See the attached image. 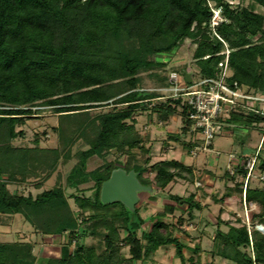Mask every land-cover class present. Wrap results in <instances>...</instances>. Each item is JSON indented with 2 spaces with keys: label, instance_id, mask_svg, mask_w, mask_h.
<instances>
[{
  "label": "trees",
  "instance_id": "obj_1",
  "mask_svg": "<svg viewBox=\"0 0 264 264\" xmlns=\"http://www.w3.org/2000/svg\"><path fill=\"white\" fill-rule=\"evenodd\" d=\"M258 7L264 10V0L246 4L233 0H0V217L20 215L34 231L67 239L59 244L56 257L46 258L36 255L30 241L0 242V264H136L152 260L156 250L166 245L174 246L181 264H215L213 259L202 262L199 245L180 240L173 233L174 223L164 219L176 204H183L192 221L193 210L202 209L194 192L186 197L169 194L174 204L164 203L145 229L136 205L130 209L120 201L102 203L100 187L117 168L133 170L139 182L150 188L164 189L177 179L194 181L193 167L176 159L149 164L148 156L131 162L134 149L149 151L135 127L136 111L150 108L164 122L172 115L180 116L183 132L191 126L183 96L145 89L140 74L160 66L150 55L170 52L189 39L195 66L189 71L171 70L184 79L190 72L192 83L186 84L216 79L222 70L219 62L227 56V85L234 88L235 82L251 95L264 92V12ZM213 9H219L221 17L215 25ZM168 75L158 78L160 83L152 88L169 87ZM36 106H49L58 116L55 147H41L37 140L33 146L12 143L20 132L17 126L37 114ZM106 106L111 108L103 110ZM219 121L248 127L264 122V110L256 100L253 109L233 106ZM76 141L83 148L75 151L77 161L62 183L34 195L16 189L29 179L30 186L42 187L59 159L70 158ZM110 150L127 156L124 163L104 160L90 167L92 158H103ZM239 168L245 179L244 162ZM263 170L260 154L244 188V201L259 208L248 219L257 218L262 225L264 187L248 183L253 177L264 180L260 178ZM145 173H151V178ZM236 191L243 195V186ZM231 192L226 188L222 198ZM68 197L82 219L70 208ZM178 221L185 219L180 216ZM87 237L99 239L98 244H87ZM211 239L214 256L235 264H264V233L248 228L244 221L235 225L216 216ZM122 245L127 246L128 256L121 253ZM185 249L190 251L188 256Z\"/></svg>",
  "mask_w": 264,
  "mask_h": 264
},
{
  "label": "rangeland",
  "instance_id": "obj_2",
  "mask_svg": "<svg viewBox=\"0 0 264 264\" xmlns=\"http://www.w3.org/2000/svg\"><path fill=\"white\" fill-rule=\"evenodd\" d=\"M243 2L247 0H233L234 3ZM258 11L264 12L260 7ZM219 9H213V15ZM220 16V13H219ZM193 45L189 39L183 40L180 44L174 47L170 52H163L160 54L150 55L151 59L158 60L160 66L153 70L143 71L140 74V85L149 90L160 83V79L169 73L171 70L189 71L194 67L192 60ZM181 84H186L182 75H179ZM243 92L242 89H240ZM261 100H258L259 109L264 110V92L256 94ZM154 100L150 102L153 105ZM254 101L249 104L254 106ZM111 106L103 107V110L110 109ZM37 114L33 117L25 118L24 123L17 126L20 131L18 136L12 141L14 145L18 146H33L35 140L41 147H55L58 145V137L56 126L58 124V116L52 111L49 106L34 107ZM97 108L96 111H100ZM149 113L151 119H149ZM226 114V113H225ZM226 116V115H225ZM135 119V127L141 131L144 147H149V151L144 153L143 150L134 149V157L131 162H142L144 158L150 157V163L162 159H176L185 164L191 165L194 169L195 179L193 182H187L177 179L170 182L164 189H159L152 186L149 190L139 192V200L135 204L139 208L140 215L145 219L142 227L147 229L150 225L151 218L159 211H162L164 203H172L169 201V194H177L181 197H186L189 193H195L196 199L200 202L204 209L193 210L195 219L190 221L185 213V205L176 204L173 213L166 215L165 220L174 223L175 229L173 233L185 243L190 246L199 245L200 257L202 262L213 259L215 264H235L230 260L224 259L220 256L211 254L213 249V242L211 236L215 230V217L220 216L229 223L238 225L245 222L248 228H256L259 221L255 218L253 221L249 218L250 212H258V206L253 202H246L243 200V195L237 194V187L241 188L244 185V178L239 171V163L244 164L257 156L262 154L264 157V122L256 123L248 127H234L222 125L219 132L212 140L211 151L197 149L193 151L194 145H199V135L190 131L183 132L182 120L180 116L172 115L167 122L159 119L156 112L150 108L147 110H138L133 114ZM176 136V138H175ZM201 141V140H200ZM83 148L81 141H76L71 156L69 159H59V162L50 176L42 183V187L35 188L30 186V179L28 184L20 186L16 189L23 193L31 192L33 195L40 192L44 188L63 182L64 177L71 166L77 161L76 150ZM192 149V153H191ZM259 151V152H258ZM127 156L110 150L104 154L103 158L94 157L91 159L90 167L95 168L101 165L104 160L116 161L124 163ZM236 159V160H234ZM241 159V161H240ZM95 162V163H94ZM237 167V168H236ZM146 177L152 176L151 173H145ZM40 178H32V182H36ZM252 187H264V180L253 177L249 183ZM231 188L230 195L224 196L226 188ZM13 190L15 187L10 186ZM70 190L66 191V194ZM90 191H86L89 194ZM216 199V200H215ZM68 202L72 211L75 212L79 219H82L78 211V207L73 202L72 198L68 197ZM210 206V208H208ZM210 213V214H209ZM183 217L184 222H179L178 218ZM85 217V215H83ZM239 219V222H237ZM208 220V221H207ZM241 220V222H240ZM190 221V222H189ZM212 222V223H211ZM210 223V224H209ZM264 226V225H263ZM223 230H226L225 225H220ZM257 229V228H256ZM262 234L263 230H259ZM38 233V234H37ZM123 237L124 232L120 230ZM141 230H138L140 236ZM199 238V239H198ZM66 237L59 241L48 238H41V234L33 230V227L25 222L20 215H15L10 218L0 217V242H23L30 241L34 244V252L39 257H56L58 253L53 246L66 242ZM87 244L99 242V239L87 237L85 238ZM199 243V244H198ZM74 245H71L73 248ZM121 253L128 256L127 246H121ZM184 254L188 256L189 250H184ZM42 260L40 263L44 262ZM136 264H181L179 259L174 255V246H161L153 255V260L138 261Z\"/></svg>",
  "mask_w": 264,
  "mask_h": 264
},
{
  "label": "built area",
  "instance_id": "obj_3",
  "mask_svg": "<svg viewBox=\"0 0 264 264\" xmlns=\"http://www.w3.org/2000/svg\"><path fill=\"white\" fill-rule=\"evenodd\" d=\"M214 14L215 15L212 16V25L217 24L221 20L219 11H214ZM219 66L222 67V70L216 79L202 78L193 84L182 85L179 74L175 71H170L168 75L169 87L149 89L170 91L172 96H183L185 103L189 107L188 118L191 121L190 131L199 135V139L201 140L199 145L193 146V151L197 149L212 150V140L222 127L219 118L225 116L231 107L242 105L247 109H253V106H251L249 102L261 100L260 97L256 95L247 94L244 91L241 92V88H238L235 82L233 83L234 88L226 84L225 77L229 74L227 56L222 62H219ZM152 100L154 99H151V101ZM254 161L255 157L244 164V168L247 169V172L243 185V200L245 184L247 178L252 175ZM260 178L264 179V170L261 172Z\"/></svg>",
  "mask_w": 264,
  "mask_h": 264
},
{
  "label": "water",
  "instance_id": "obj_4",
  "mask_svg": "<svg viewBox=\"0 0 264 264\" xmlns=\"http://www.w3.org/2000/svg\"><path fill=\"white\" fill-rule=\"evenodd\" d=\"M185 80L191 83L190 72L185 73ZM150 187L139 182L136 172H126L122 168L113 169L108 177L101 183L100 200L102 203L122 202L132 209L139 200V192L149 190ZM258 230H263V225H257Z\"/></svg>",
  "mask_w": 264,
  "mask_h": 264
},
{
  "label": "crops",
  "instance_id": "obj_5",
  "mask_svg": "<svg viewBox=\"0 0 264 264\" xmlns=\"http://www.w3.org/2000/svg\"><path fill=\"white\" fill-rule=\"evenodd\" d=\"M205 207H202V209H204ZM208 208H210V206H208ZM210 214V213H209ZM195 219V218H194ZM208 221V220H207ZM212 223V222H211ZM150 226V225H149ZM149 226H148V228H149ZM38 234V233H37ZM48 237H51L52 239H54V240H56V241H59L61 238H64L63 236H59V235H53V236H44V235H42L41 234V238H48ZM199 239V238H198ZM199 244V243H198ZM54 248H56V249H54L58 254H59V245L57 244L56 246H53ZM160 248V247H159ZM158 250V249H157ZM156 250V251H157ZM155 254H156V252H155ZM153 260V259H152Z\"/></svg>",
  "mask_w": 264,
  "mask_h": 264
}]
</instances>
